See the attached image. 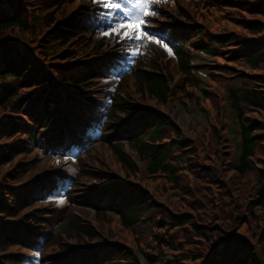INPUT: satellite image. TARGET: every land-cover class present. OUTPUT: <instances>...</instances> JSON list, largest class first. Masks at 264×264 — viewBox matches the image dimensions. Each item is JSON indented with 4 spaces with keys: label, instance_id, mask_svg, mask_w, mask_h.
<instances>
[{
    "label": "trees",
    "instance_id": "trees-1",
    "mask_svg": "<svg viewBox=\"0 0 264 264\" xmlns=\"http://www.w3.org/2000/svg\"><path fill=\"white\" fill-rule=\"evenodd\" d=\"M73 1L0 0V166L10 163L19 153L40 147V137L46 140L42 131L50 126L64 97L58 88L59 83L91 80L102 70L111 73L110 58L96 59L93 64L80 61L68 66L58 63L75 55L72 45L79 34L91 36L94 30H103L96 27V20L83 12V7L79 8V17H72L69 24L56 27L53 33L28 37L32 24L37 22L29 18L39 15L42 3L59 10L62 4ZM211 3L238 13V26L250 33L247 40L236 36L235 44H231L235 47L227 48L228 53L223 58L232 57L235 63L245 67L247 73L249 69H263L264 0H211ZM156 11L161 14L160 10ZM53 23L50 14L45 24L52 26ZM186 26L194 32L188 36L183 34L181 42L172 48L173 58L183 74L180 89L193 103L200 104L208 97L216 104L219 98L215 93L205 91L200 97L193 90L200 81L189 69L191 51L185 47L193 43V37L203 29L190 23ZM146 30L154 35L163 33L164 27L151 20V27ZM176 33L177 30L170 25L164 35ZM70 40L73 41L69 47L57 56L55 48ZM132 47L139 50L129 72L110 82L109 102L102 109V115H106L104 134L100 136L99 143L108 141V150L125 169V176L129 177L127 174L137 172V166L124 151V141L120 137L125 136L123 139L129 149L146 164V178H157L162 182L155 190L132 180H129V185L115 184L111 188L95 189L80 183L84 175L80 164V173L71 177V184L66 189L65 203L73 207L83 203L77 208L80 212H85L86 205H93L97 218H108L110 214L118 216L124 229L137 234V247L155 255L159 264H264V124L256 118H245L247 112H264V77L239 75L219 63L211 72L210 77L224 90L225 115L228 109L232 116L233 125L227 127V132L231 141L232 137L237 139L236 145L224 156V144L218 132L214 138L216 142L210 143L211 130L200 128L204 139V144H200L192 138L194 135L191 138L182 136L165 113L143 109L129 100V91L125 89L129 77L133 78L139 91L144 90L162 105L170 91L166 79L159 73L153 51H162L158 44L144 41L137 44L134 41ZM96 49L93 53L99 52ZM95 65L99 70L94 68ZM221 72H229L232 79H219L217 75ZM68 100H73L69 108L74 113L65 109L67 117L66 121L59 118V134L69 133L68 119L72 116L78 119L83 108L81 100L71 96ZM19 115H24L25 121ZM136 116V121L130 122V118ZM17 133L28 135L29 143L23 144L16 139ZM53 139L58 145L59 140ZM50 148L47 146L45 151ZM228 171L232 174L226 177ZM15 172L0 174V215L6 217H17L35 201L38 189H45L41 180L17 188L15 182L18 178L14 177L18 171ZM93 173L95 179L102 180L101 172ZM165 190L170 191L172 198H162ZM234 194H237L236 200ZM59 208L56 213L58 229L52 239L54 244L69 248L60 234L74 236L78 246L100 240L99 232L76 217V211L68 207ZM25 217L27 221L31 219L32 226L0 220V249L20 243L31 246V238L42 232L44 223H53V214L50 213L44 216V212H39ZM48 262L45 264L58 263ZM60 264L138 262L127 245L111 243L98 252H74Z\"/></svg>",
    "mask_w": 264,
    "mask_h": 264
},
{
    "label": "rangeland",
    "instance_id": "rangeland-1",
    "mask_svg": "<svg viewBox=\"0 0 264 264\" xmlns=\"http://www.w3.org/2000/svg\"><path fill=\"white\" fill-rule=\"evenodd\" d=\"M30 1L34 2L35 0ZM48 1L49 0H47V2ZM79 4L95 10L97 13L98 11H107L98 8L97 5L93 4L92 0H74L71 3H67L61 10L49 7L48 3H42V6L39 8V15L34 18H29L30 21L37 20V22L32 24V30L28 35L34 36L36 34L38 37L45 33L46 36L53 33L56 27L58 28L62 24H69V20L72 17H79V10L76 9ZM155 9L160 10L161 14L157 13V15L150 18V20H155V22L168 26L173 25L175 30L179 29V33H177L174 38H178V35L181 33L188 36L194 32V29H190L189 26H186L187 23L193 24L196 27H202L203 33L193 37V43L185 47V49L191 51L189 69L195 76V79L200 81L197 87H193V90L195 94L200 97H202V93L205 91L208 93L213 92L218 96L219 100L215 104L207 97L208 99L206 98L202 104H198V102L193 103L192 100L186 98L183 91L180 89L183 76L173 58L174 56L169 55L167 50L160 52L158 49H153V51L156 53V60L159 63V72L167 74L169 79L171 94L168 100L162 105L158 103L156 98L148 96L147 92L144 90L139 91L135 87L132 77L126 80L127 87H125V89L129 91V100H133L134 104L143 109L156 111L157 114H159L160 111L165 113L168 120L178 128L182 136L190 138L194 135L193 138L200 144H204L200 128L208 127L211 130L209 137L210 143L216 142L214 138L217 137L219 133L221 141H223L224 144L222 145L223 149L222 147L221 149L224 156H226L231 147L233 148L236 145L237 139L232 137L231 141L230 135L227 132V127H231L233 121L228 109L225 115L226 102L225 97H223L224 90L218 82L210 77V74L215 71V66L219 63L227 69L236 71L239 75H244L246 77L264 76V68L256 70L249 69L248 72L254 74L250 75L245 71V67L235 63V59L232 57L223 58V55L228 53L227 48L235 47V45L231 46V44H235L233 41L236 39V36L239 35L247 40L250 33L243 27L238 26L239 20L237 19L240 18L238 13L232 11L229 7L214 6L211 0H165V2L155 6ZM50 14L54 21L52 26L45 24ZM88 35V33L79 34L72 45L75 48V55L65 62H80V60L87 59L95 52V48H97L96 51H99L96 52L97 57L101 59L114 58L121 53V46L124 41L118 42V38L112 36L105 38L99 33L91 34V36ZM174 38H172V41ZM72 41L73 40H71L70 43ZM133 42L134 41L125 40L126 46L130 48H133ZM70 43L56 47L55 51L57 56L61 54L62 48L67 49ZM90 46H92V48H90ZM192 46H194V49ZM132 54V52L128 51L125 52L124 55L131 56ZM132 59L133 58L129 59V62H132ZM217 76L221 80L232 79L229 72H221ZM110 82V73H108V71H103L93 83L89 85L82 84L78 87H72V89H79L81 87V89H83L82 92L86 94L84 98H87L88 101L85 102L84 110L88 112H99L95 109L94 103L100 104L101 109L106 106L105 104H108L109 99L107 97L108 89L111 87ZM235 83H238V80H236ZM86 117L94 120L91 115H86ZM137 118V116L131 117L130 122L136 121ZM245 118H256L261 124H264V112H247ZM207 131L209 130L207 129ZM94 133L96 134V132ZM217 147H219L218 144ZM124 151L128 155V158L137 166V172L127 174L129 177L125 176V169L111 154L107 145L99 142L93 143L87 151L84 153L81 152V155L76 154L77 156L79 155L77 162L76 155H73V158L67 159L50 153L47 154L43 150V146H40L27 154L20 153L16 155L10 163L1 165L0 174L9 171L16 174L15 171H18L17 176L14 177L18 179L11 180V183L15 180V184L28 182L38 178V176L45 175L51 176L58 181H63V183H61L59 189L53 191L54 194L48 202L42 200L33 205L35 206L34 209L45 207L53 214V223L51 225H46L44 223L41 228L42 231L44 230V233L42 232L43 238L44 235H48V231L50 232L51 230V233L43 244L40 256L36 255L37 252L32 250L29 251L23 246L10 245L0 249V264H38V258L41 264L42 262L45 264V262L48 261L60 263L65 257L74 252H84L85 250H94L98 252L104 247L110 246L111 243H117L119 246L127 245L134 252L138 264H159L155 255L150 254L145 248L142 250L137 247V234L124 229L118 216L110 214L108 218H97V215L95 216L96 211L89 207L84 208L85 212L77 211V208H80L83 203H79L74 207L66 203L63 207H68L71 208V211H76L75 216L81 218L84 224H91L101 235L100 240H98L97 243L91 241L84 246H78L77 238L74 236L68 237L66 234H60L63 242L65 241L69 248L62 247V249L58 244L52 242L53 236L58 229L57 224L59 222L56 213L57 210L60 209L59 207L65 202L62 190L70 183V181L66 182V175L70 174L75 176L79 174L80 164L83 168L81 173L84 174L80 183L85 184L87 187L94 186L95 189H99L107 186L111 188L115 184L129 185V180L135 181L140 185H145V187L150 190H155L160 186L162 182L161 179L146 178L145 164H142L137 159L134 151L129 149L126 143L124 144ZM85 169L87 171H85ZM94 171L101 172L99 174L102 178L101 181L93 177ZM231 174L232 172L228 171L225 176L229 177ZM88 175L89 178L87 177ZM250 178L251 177H249V179ZM250 183H252V180ZM236 195H233L234 200H236ZM60 196H63V203L59 202ZM168 196L169 199L172 198L170 197V191L165 190L162 198H168ZM54 206H57V208H54ZM32 210L33 208L30 211ZM0 218L10 221L19 220L17 217H6V215L0 216ZM79 262L80 261L77 263Z\"/></svg>",
    "mask_w": 264,
    "mask_h": 264
},
{
    "label": "snow or ice",
    "instance_id": "snow-or-ice-1",
    "mask_svg": "<svg viewBox=\"0 0 264 264\" xmlns=\"http://www.w3.org/2000/svg\"><path fill=\"white\" fill-rule=\"evenodd\" d=\"M92 2L98 8L107 10L97 13L101 21L108 22L100 32L101 36L118 38V42L124 40L135 41L137 44L141 41L155 42L162 44L169 55L173 54V49L170 47L172 42L170 34L166 37L168 42H165L164 39H158L157 35H152L146 30L151 27L150 18L157 15L155 6L165 0H92ZM138 50V47L128 49L133 54H136ZM59 202H64L63 196L59 197ZM36 255H39V252Z\"/></svg>",
    "mask_w": 264,
    "mask_h": 264
}]
</instances>
